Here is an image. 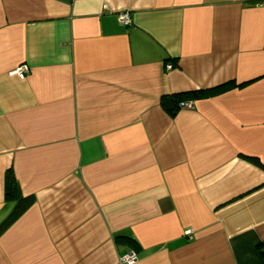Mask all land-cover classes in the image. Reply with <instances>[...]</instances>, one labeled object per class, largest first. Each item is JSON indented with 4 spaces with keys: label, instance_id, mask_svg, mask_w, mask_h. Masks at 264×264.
<instances>
[{
    "label": "crops",
    "instance_id": "0c3cea01",
    "mask_svg": "<svg viewBox=\"0 0 264 264\" xmlns=\"http://www.w3.org/2000/svg\"><path fill=\"white\" fill-rule=\"evenodd\" d=\"M130 250L264 264V0H0V264Z\"/></svg>",
    "mask_w": 264,
    "mask_h": 264
},
{
    "label": "built area",
    "instance_id": "2783aa9c",
    "mask_svg": "<svg viewBox=\"0 0 264 264\" xmlns=\"http://www.w3.org/2000/svg\"><path fill=\"white\" fill-rule=\"evenodd\" d=\"M119 22L123 25H128L130 23V17L128 12H123L120 13L119 15ZM172 67L171 64H168L166 66V68L170 69ZM29 72V68L26 65H22L20 67H18L17 69L11 71V74H17L18 76H20L21 78L25 77V75ZM181 107H185V108H192L193 107V102L188 100V101H182L180 103ZM184 233L187 236H191L192 234V230L191 229H187L184 231ZM137 254L135 251L130 250L122 255L119 256V263L120 264H133L137 261Z\"/></svg>",
    "mask_w": 264,
    "mask_h": 264
},
{
    "label": "trees",
    "instance_id": "16d2710c",
    "mask_svg": "<svg viewBox=\"0 0 264 264\" xmlns=\"http://www.w3.org/2000/svg\"><path fill=\"white\" fill-rule=\"evenodd\" d=\"M229 85V83H227V84H224V85H222L221 87H218L217 89H225V88H227V87H229L228 86ZM203 92L204 91H197V92H195L194 91V95H200V96H202V95H205V94H203ZM207 94H210L211 92L210 91H205ZM192 94H193V92H192ZM193 95V96H194ZM182 95H180V94H173V95H168V96H163L162 98H161V104L167 109V110H171V111H173L172 110V106L174 105V107L175 106H180V103L182 102V101H185V100H181L182 99V97H181ZM171 105V107H169ZM171 108V109H170ZM17 187H18V185H17V182H16V179H15V177H14V175H13V173H12V171H7V174H6V190H7V195H11V196H17ZM29 199V198H28Z\"/></svg>",
    "mask_w": 264,
    "mask_h": 264
}]
</instances>
